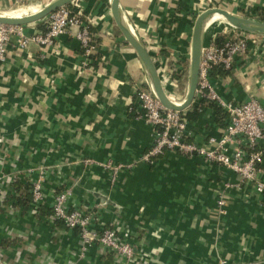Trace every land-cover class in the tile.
<instances>
[{
	"label": "crops",
	"instance_id": "obj_1",
	"mask_svg": "<svg viewBox=\"0 0 264 264\" xmlns=\"http://www.w3.org/2000/svg\"><path fill=\"white\" fill-rule=\"evenodd\" d=\"M23 1L0 0V14ZM110 1H75L91 23L96 46L87 65L74 30L44 53L34 43L21 49L11 41L0 62V250L5 261L122 262L96 242L81 254L78 230L52 218L53 194L70 189L68 208H89L91 229L112 226L131 244L134 256L125 264H264L262 195L248 187H225L237 176L196 155L166 151L151 163L142 160L154 131L139 116L136 93L150 90V79L117 28ZM179 2L183 6L177 12ZM216 4L236 14L239 9L264 11V0H119L126 24L148 51L168 96V62L189 66L194 18ZM40 22L25 24V31H43ZM218 33L226 35L216 28L205 31L202 47ZM228 71L210 72L222 99L254 98L264 105V48L250 44ZM202 98L195 95L191 105ZM200 107L199 117L187 120L189 140L217 134L226 120L222 108L225 116L218 122L215 108ZM40 169L44 199L33 213L30 206L16 205L23 187L16 189L13 182L31 184ZM220 195L227 205L223 215L216 209Z\"/></svg>",
	"mask_w": 264,
	"mask_h": 264
},
{
	"label": "built area",
	"instance_id": "obj_2",
	"mask_svg": "<svg viewBox=\"0 0 264 264\" xmlns=\"http://www.w3.org/2000/svg\"><path fill=\"white\" fill-rule=\"evenodd\" d=\"M74 0L72 5L78 7ZM44 31L27 33L24 25L0 24V62L6 58L7 46L11 41L18 48H27L34 43L41 51L54 46L61 35L70 33L79 42L82 54L88 58L96 51L92 42L91 23L77 8L72 11L62 6L49 14ZM234 27V26H233ZM227 40L220 46L208 43L202 47L198 70V82L195 95L206 97L216 102L226 113L224 125L217 134H210L203 141L189 140L188 121L181 111L164 107L156 97L152 87L150 90H139L136 98L140 107L139 116L153 127L154 139L150 148L142 155V160L153 162L154 159L172 151L181 155H196L204 161L221 165L236 176V183H226L225 187H248L264 198V105L250 98L240 103L225 101L210 83V72L213 67L221 66L230 70L238 56L247 53L250 44L258 43L264 48V36H254L241 30L236 35H227ZM44 53V52H43ZM43 56V54H42ZM174 101L172 98H170ZM175 102V101H174ZM107 168H113L106 165ZM115 173V170L113 171ZM45 182L44 171L40 169L37 178L31 183V202L29 206L37 213L43 203ZM72 195L70 189L56 191L51 203V216L60 221L68 229H76L79 233L81 254L92 243H98L104 251L113 252L125 264L133 259V247L112 226H103L101 230L91 229L93 213L87 207L67 204ZM226 202L222 195L217 199V213H226ZM0 264L5 261L0 250Z\"/></svg>",
	"mask_w": 264,
	"mask_h": 264
},
{
	"label": "water",
	"instance_id": "obj_3",
	"mask_svg": "<svg viewBox=\"0 0 264 264\" xmlns=\"http://www.w3.org/2000/svg\"><path fill=\"white\" fill-rule=\"evenodd\" d=\"M74 0H52L46 6L35 13H31L24 16L12 17L8 15L0 14V24H18L25 25L34 21L41 20L48 16L51 12L59 7L65 6ZM110 8L113 20L123 35L124 39L131 45V47L137 53L139 59L144 65L146 72L150 79L151 87L160 101V103L172 110L183 111L185 108L191 105L198 82V70L202 50V35L204 32L203 24L205 19L214 13L221 15L229 24L239 28L241 30L263 35L264 36V22L255 20L252 18H246L230 12L229 10L222 7H209L200 12L194 20L192 34H191V51H190V62H189V81L187 93L181 102H174L166 94L161 79L157 73L156 67L146 50L143 43L137 38L135 33L126 24L124 17L120 11L119 0H111ZM104 202H108V199L102 197Z\"/></svg>",
	"mask_w": 264,
	"mask_h": 264
},
{
	"label": "trees",
	"instance_id": "obj_4",
	"mask_svg": "<svg viewBox=\"0 0 264 264\" xmlns=\"http://www.w3.org/2000/svg\"><path fill=\"white\" fill-rule=\"evenodd\" d=\"M182 6H183L182 2H179L177 7V12L182 8ZM66 7H68L72 11L77 10V8L72 5V3L67 4ZM238 12H239L238 14L243 17L252 18L264 22V11L261 8H256L255 11H253V13H250V11H244L243 9H239ZM37 25L39 26V28H41L44 31L46 29L45 26H47V23L45 24L42 21ZM254 36H258V35H254ZM227 38H228L227 35L218 33L213 40V44L220 46L227 40ZM92 42L95 44L93 37H92ZM179 64H181L179 61L174 62L173 60H171L168 62V66H167V71L169 73V80L171 82V91L169 92V96L176 100H180L183 98V95L185 94V90H186L185 83L188 80V64L183 63V66L181 68H178ZM213 71L222 75L229 74V71L223 69L221 66L213 67ZM203 104L215 108L218 122L221 121L225 116V113L220 106H216L213 102L207 100L206 98H202L199 105L193 104L190 105L187 109L181 111L182 116L188 121L196 120L200 114V108H201L200 106H202ZM219 124L222 125L221 122ZM16 182L17 181L13 182V184L15 185L14 187L16 189H18L19 187H23L22 191H20V194L16 198L17 200L16 205L19 207L21 206L23 208H26L27 206H29L31 202V184L30 183L21 184L19 182L17 183Z\"/></svg>",
	"mask_w": 264,
	"mask_h": 264
},
{
	"label": "rangeland",
	"instance_id": "obj_5",
	"mask_svg": "<svg viewBox=\"0 0 264 264\" xmlns=\"http://www.w3.org/2000/svg\"><path fill=\"white\" fill-rule=\"evenodd\" d=\"M50 1L52 0H25L23 2H21L19 4V6L17 7V9L13 10L12 12L8 13V14H17V13H20L22 11H29V10H36V11H39L40 9H42L44 6H46ZM215 7V6H214ZM217 7V6H216ZM209 8V7H208ZM207 8H204L203 10H205ZM202 12V11H201ZM236 14V13H234ZM198 15V14H197ZM196 15V17H197ZM239 15V14H237ZM241 16V15H240ZM195 17V18H196ZM217 18H219L218 16H216ZM194 18V20H195ZM42 21L45 20V21H48L49 20V15L46 16L45 18L41 19ZM194 22V21H193ZM213 28H216V29H220L222 31H225L226 35H230V33L232 35H236L237 32L241 31V29L239 28H236V27H233L231 24H229L225 19H221L219 18L218 20H215L208 28L207 30H205L204 26H203V29H204V32L205 31H208L210 29H213ZM251 33V32H250ZM252 35H258L259 34H255V33H251ZM188 81H189V66H188V80L187 82L185 83L186 85V88L188 87ZM184 98V97H183ZM183 99H180V100H174L175 102H181Z\"/></svg>",
	"mask_w": 264,
	"mask_h": 264
},
{
	"label": "bare ground",
	"instance_id": "obj_6",
	"mask_svg": "<svg viewBox=\"0 0 264 264\" xmlns=\"http://www.w3.org/2000/svg\"><path fill=\"white\" fill-rule=\"evenodd\" d=\"M37 12L36 10H29V11H22L20 13H17V14H7L8 16H12V17H19V16H24V15H28V14H31V13H35ZM216 16L220 17L221 19H224L221 15L217 14V13H214V14H211L209 15L205 21H204V28H207L215 21V20H218L219 18H217ZM213 17V18H212ZM212 18V19H211Z\"/></svg>",
	"mask_w": 264,
	"mask_h": 264
}]
</instances>
